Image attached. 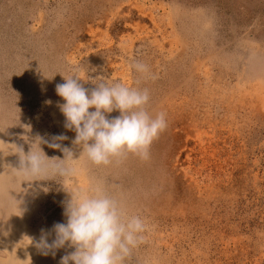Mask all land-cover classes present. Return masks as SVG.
Segmentation results:
<instances>
[{
	"label": "rangeland",
	"instance_id": "374dc122",
	"mask_svg": "<svg viewBox=\"0 0 264 264\" xmlns=\"http://www.w3.org/2000/svg\"><path fill=\"white\" fill-rule=\"evenodd\" d=\"M74 71L89 90H149L168 126L148 160L97 166L80 153L56 92ZM38 138L49 158L73 151L75 176L16 177ZM97 184L148 225L125 264H264V0H0V233L60 264L74 249L43 255L31 240L66 223L67 190ZM7 245L0 264L23 251Z\"/></svg>",
	"mask_w": 264,
	"mask_h": 264
},
{
	"label": "clouds",
	"instance_id": "9594fccd",
	"mask_svg": "<svg viewBox=\"0 0 264 264\" xmlns=\"http://www.w3.org/2000/svg\"><path fill=\"white\" fill-rule=\"evenodd\" d=\"M132 68L143 79L157 78L146 63L136 61ZM64 78L65 82L56 86L64 101L58 106L66 118L65 127L76 132L74 144L81 148L80 153L97 166L119 162L128 154L142 160L150 158L151 145L168 125L165 113L153 115L148 111V89L100 79L89 90L81 83L88 79L79 71ZM117 110L120 115L109 119L107 114ZM41 143L47 141L38 138V147L32 144L27 153L20 149L16 177L31 182L75 176L73 151L64 147V158L53 159L45 154ZM49 146L61 148L59 143ZM67 191L70 199L64 208L66 223H55L39 241L31 243L43 255L55 256L57 250L66 247L74 249L61 258L60 264H125L133 249L144 242L148 228L145 220L130 214L122 200L103 185L87 189L73 186ZM53 233L54 239L49 242Z\"/></svg>",
	"mask_w": 264,
	"mask_h": 264
},
{
	"label": "bare ground",
	"instance_id": "6f19581e",
	"mask_svg": "<svg viewBox=\"0 0 264 264\" xmlns=\"http://www.w3.org/2000/svg\"><path fill=\"white\" fill-rule=\"evenodd\" d=\"M23 205L22 206L24 208H21L20 211H22V212L24 210L27 211L29 204L23 202ZM14 212L15 213L19 212V208H16L14 210ZM10 216H13V212H12V214H10ZM19 236H21V235H16V234H14L12 232L8 233L7 231H6V233H4V232L0 233V244H4V243L10 244V245H7V250H9V252H11V251H13L15 249H18L19 247H20L19 249H23V251L20 250L21 252H19V254L17 253L18 254L17 258L16 257H12V259H10L9 262H5L4 261V262H2V264H47L45 261H38V260L36 261V260H34L37 253L34 252V251L32 252V249H28V248H30V242H27V241H23L22 242V241H20L22 246L17 245V237H19Z\"/></svg>",
	"mask_w": 264,
	"mask_h": 264
}]
</instances>
